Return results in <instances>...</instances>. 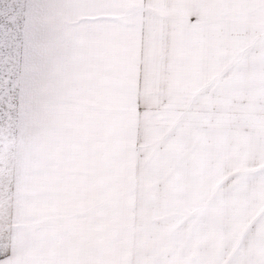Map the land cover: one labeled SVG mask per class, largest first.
<instances>
[{"label": "snow or ice", "instance_id": "6c2138e0", "mask_svg": "<svg viewBox=\"0 0 264 264\" xmlns=\"http://www.w3.org/2000/svg\"><path fill=\"white\" fill-rule=\"evenodd\" d=\"M0 264H264V0H0Z\"/></svg>", "mask_w": 264, "mask_h": 264}]
</instances>
